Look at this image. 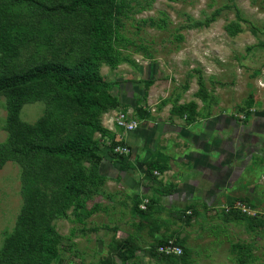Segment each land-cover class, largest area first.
<instances>
[{
  "label": "trees",
  "instance_id": "obj_1",
  "mask_svg": "<svg viewBox=\"0 0 264 264\" xmlns=\"http://www.w3.org/2000/svg\"><path fill=\"white\" fill-rule=\"evenodd\" d=\"M154 1L148 0L146 4L139 1L132 6L126 0H0V97L5 98L7 109V139L0 144V169L9 162L19 165L23 198L14 229L5 233L0 264H63L62 236L53 222L67 217L72 207L77 217H81L83 210L90 216L100 209L98 203L89 209L88 202L107 179L101 173L105 158H110L114 167L119 164L120 173L134 167L132 147L122 134L105 127L102 118L128 105L123 104V98L113 88L129 82L145 83L143 88L147 90L139 97L141 101L135 99L131 117L141 122L151 120L144 104L155 79L133 80L126 76L121 81V77L104 76L102 68L115 71L123 63H130L142 72L143 67L133 60L129 47L122 45L127 38L120 30L130 12L140 14ZM221 11L217 9L205 20L189 18L190 23L178 27L177 32L207 27ZM237 11V20L225 26L231 37L240 33V22H247L238 8ZM147 23L164 28L168 19L157 22L153 18L139 19L135 25L137 32ZM176 37L182 40L181 35ZM133 43L136 47L134 39ZM158 67L155 64L152 69ZM199 88L197 95L208 101V90L201 81ZM250 100L248 108L242 109L247 115L254 103L253 97ZM37 102L45 104L44 114L35 123L24 121L21 118L24 106ZM128 110L122 109L125 113ZM196 111L197 104L190 102L171 113L186 116L187 122H192ZM118 146H127L129 154L116 152ZM167 169L166 163L153 157L146 163V177L158 182L154 172L164 173ZM173 189L172 185L168 189L159 186L155 191L168 195ZM153 201H149L146 209H141L138 201L133 207L134 215L139 214L152 225L157 224L150 220L155 212ZM238 201L245 202L242 198L235 199L224 208L225 220H246L252 231L263 232L264 218L248 216L236 207ZM250 205L248 208H252ZM170 239L181 247L182 254L159 251ZM140 248L132 235L115 238L108 256L98 264H137ZM234 248L238 264H250L253 246L238 244ZM144 251L158 264H194L191 249L179 237L164 238Z\"/></svg>",
  "mask_w": 264,
  "mask_h": 264
},
{
  "label": "rangeland",
  "instance_id": "obj_2",
  "mask_svg": "<svg viewBox=\"0 0 264 264\" xmlns=\"http://www.w3.org/2000/svg\"><path fill=\"white\" fill-rule=\"evenodd\" d=\"M126 1L132 6L139 1L142 4L148 2V0ZM225 6L232 7L227 9ZM220 8L222 9L220 15L209 26L199 29L185 28L177 32L178 27L190 23L189 18L205 20ZM237 8L242 12V16L247 22H240V33L231 37L225 26L237 20ZM149 18L155 19L156 22L166 18L168 23L164 28L154 27L151 23H147L140 32H137L136 22L139 19L147 20ZM253 28L256 30H252ZM120 31L127 38L122 42V45L129 47L133 60L143 67L142 72L140 73L130 63H123L115 71L104 66L102 74L108 75L112 79L121 77L120 80L126 76L133 80L154 77L155 83L150 86L147 102L144 104L151 113L152 119L143 120L141 125L147 129L151 128L148 132L157 133L155 138L159 141L162 133L156 129L162 127L160 130H163V126L173 127L171 123L177 127L189 124V134L204 136L209 131V127H204L205 124L222 122L220 130L216 133L218 136L213 138L207 134L213 144L211 145L212 150L208 151L209 147L204 146H201V149L204 152L212 153L216 157L214 163H218L222 159L219 158L220 155H224L223 161H229L225 154L227 148L225 144L236 145L234 148L242 153L237 156V160L233 161L231 173L235 172L240 176L245 173L244 182L249 186L248 190L253 192L238 196V198L247 200L245 202L238 201L236 206L241 205L242 212L248 216L264 218V172L263 175L257 177V174H261L262 170L259 168V163L253 161L251 150H249L253 147L254 141H258L259 145H261L260 142L262 144L264 142V0H155L149 9L140 14H134V11L130 12L129 18H125L124 27ZM178 34L182 36V40H178L176 37ZM128 39L132 40V43H129ZM133 39L137 44L136 47H134ZM145 47L148 48L149 53L144 52ZM155 64H158L159 67L152 69ZM199 76H201L200 79ZM200 81L208 90L211 98L208 101L202 100L197 95ZM145 85V83L127 82L113 88V92L118 93L124 99L123 103L127 101L128 104L122 105L118 110L132 108L135 99L141 101L139 97L147 92L143 88ZM251 97H253L254 103L249 109L250 115H247L242 109L245 106L246 109L248 108L247 104L248 101H251ZM190 102L197 104V113L192 122H187L186 116L181 118L171 113L174 108ZM45 108L43 102L26 104L22 110L21 118L28 123H35L44 114ZM110 115L108 118L110 121L105 123V126L109 128L112 127L116 117L112 111ZM226 122H230V131L224 129L227 128ZM6 123V100L4 97H0V144L7 139ZM112 128L116 129L114 132L122 134V136L127 134L123 129L120 131L121 128L116 125ZM252 130L255 132L254 134H257L256 137L250 135V133L253 134ZM185 132L187 133V131ZM239 132L242 135L235 136ZM165 136H168L165 142L171 150L174 145H177L174 148L178 152L186 151L185 154H189L188 147L183 146L185 142L183 139L181 140V137L177 140L175 134H165ZM96 137L100 139L99 134ZM188 144L191 146L192 140H189ZM103 146H107V143H103ZM197 152L199 151L197 150ZM254 153L264 156V151L260 146L254 148ZM175 155L173 154V157H176ZM162 159L165 160L164 157ZM178 164L180 165V163ZM222 165H225L224 162ZM118 166L114 167L110 158H105L102 163L101 173L107 179L100 192L94 194L93 199L88 202L89 209L97 203L100 204V209L97 212L87 216V211L83 210L81 217H77L72 207L67 211V217L53 222L56 230L62 236L61 257L64 260L63 264H98L100 260L108 256L113 240L115 238L124 239L126 232H130L132 236L136 233V238L139 239L138 244L141 250L138 251L141 252H137V264H158L148 257V254L145 255L144 249L149 247L146 241L148 239H140V233L135 232L133 228L131 221H133L134 215L132 207L134 205V190L127 181L117 179ZM197 166L194 164L193 167L197 168ZM248 169L253 170L252 176L246 173ZM171 171L168 170L165 173L164 181H162L164 185L178 182L177 177L181 171H173L174 173ZM209 172L207 171V173ZM205 175L212 177L211 174ZM20 178V167L14 162H9L0 169V250L4 243L5 233L14 229L23 205ZM151 182H154V186L160 185L158 182ZM201 183H205V181ZM130 188L132 189L131 193L129 192ZM145 195L150 196L149 194ZM131 197H133L132 201ZM172 198H169L166 203L167 206H172L175 209L177 201L176 198ZM248 202L256 205L255 209L248 208ZM221 203L223 201L219 204L221 205ZM217 211L219 210H216L215 216H219ZM175 214L174 210L171 211V216L166 220V223H173L176 219ZM210 214H213V211H210ZM216 220L213 223L218 225L220 221L217 220L218 223ZM181 221L179 219L175 221L174 230L181 231ZM225 223L221 221V224L224 225L222 232L212 236L208 242L199 239L193 242L196 258L194 264H238V253L234 248L237 244L253 246L250 264H264V230L263 232L252 231L246 220H234L230 222L231 224ZM203 242L209 247L205 246ZM200 245L209 249L202 250Z\"/></svg>",
  "mask_w": 264,
  "mask_h": 264
},
{
  "label": "crops",
  "instance_id": "obj_3",
  "mask_svg": "<svg viewBox=\"0 0 264 264\" xmlns=\"http://www.w3.org/2000/svg\"><path fill=\"white\" fill-rule=\"evenodd\" d=\"M123 104H127V101ZM129 110L133 112V106ZM112 112L115 113L116 115L118 111L115 110ZM110 113L111 112L105 114L102 118L104 126L107 121H110L108 120V118L111 116ZM216 124L217 123H212L211 125L208 124L204 125V127H209L208 128L209 131L207 132V134H209V137L213 136V138H215L216 135L218 136V134L216 133L218 130H220L221 125L223 123L219 122V124L217 125ZM171 125L174 128L163 126V130H160L162 129V127L160 129L158 128L156 129L158 131H161L162 133L160 134L161 136L159 141L157 140V138H155L157 133L153 134L148 132L151 128L147 129V127L144 126L139 128L135 132H128L127 134H124L122 137L132 147L131 161L133 162L134 167L128 171L120 173V175L118 171L117 179L121 181L124 180L125 182L127 181L129 186L134 190L133 204H135L137 201L140 204H143L145 200H149V201L154 200L153 202L156 204L154 205L155 212L153 213L152 219L150 220L152 221L154 220L157 224L153 222L154 225H152L147 220H145L144 217L139 216V214H136L135 217L133 215V221H131V223L133 225L135 232L140 233L139 234L140 239L143 238L148 239L146 241L150 246L164 238L179 237L180 239H183L186 242L188 249H191L192 251L191 258H193L194 261H196L195 252L192 246L193 242H195L196 239H199L200 241L202 240L208 242L212 236L221 233L222 226H224L223 224H221V221L224 223L228 222L229 224H231L230 222L234 221V219H230L227 221L225 220V214L223 213L224 207L231 204L233 200L239 199L238 196L245 195V193L251 194L253 192H251V190H248L249 186L247 185L246 182H244L245 173H243L241 176L238 175L237 173L235 174V172L231 173L233 161L237 160V156L241 155L242 153L238 149L234 148L236 147V145L232 143L225 144V147H227L225 149V154L227 158H229V161L226 160L223 161L224 155L223 156L220 155L219 158L220 159L222 158L221 161L218 163H214L216 157H214L212 153L204 152L201 149V146H204L206 148L209 147L208 151L212 150L211 145L213 144L211 143V139L208 138L206 133L204 134V136L198 134L191 135L189 134L190 131L189 124L188 125L182 124L180 127L174 126L172 123ZM225 125L227 128L224 129L230 131L231 130L230 122H226ZM112 127H115L114 122ZM112 127L110 128L108 127V128L112 131L116 130ZM211 129L212 132H210ZM185 131H187V133ZM247 131L251 132L249 130ZM254 133L255 132H253V134L250 133V135L256 137L255 135L257 134ZM165 134L167 135L175 134L177 136L176 138L177 140H179V138L181 137V140L183 139V141L185 142L183 143V146L188 147L187 151L189 154L186 155L185 154L186 151L178 152V150L174 148L177 145H174V147L170 145L173 148L171 150V148L166 145L165 139H167L166 137L168 136H165ZM240 134L242 135V133L239 132L235 136L239 137ZM191 137H193V139H191ZM255 139L258 140L259 138H255ZM189 140L190 141L192 140L193 142V144L191 145L192 147L188 144ZM260 144L261 145H259L258 141H254L252 145L253 147L249 149L251 150V154H252L251 157L253 161L258 162L259 168L260 170H262L261 174H257V177L263 175L264 172V156H258V154L254 153V148H256L257 146H260L262 151H264V142L263 144L260 142ZM197 150L199 152H197ZM173 154L174 155L177 154L175 155L176 157H173ZM153 157H156L157 159L161 160L163 163H166L168 165V169L166 172H168V170L169 171L180 170L181 172L178 174L177 177L179 179L178 182L176 181L174 183L173 182L166 183L165 186L162 181H164L166 172L160 173L159 171H155L154 176L158 177V183L160 185L154 186V182H151L154 181V179H149L148 177H146V163ZM162 157H164L165 160H163ZM223 162L225 164L224 166L222 165ZM178 163H180V165ZM194 164L195 165L197 164L200 167L198 168L197 166V168H194L193 167ZM173 171L171 172L174 173ZM207 171L210 172L207 173ZM252 171H253L252 169H248L246 173L252 176ZM205 174H211L212 177H208V176L206 177ZM202 181H205V183H201ZM171 185L174 188L173 193L171 194L160 195L162 193H157V191H155L156 187L161 186L162 189H168V187ZM257 185L259 186V184ZM131 188L129 189L130 193L132 192ZM145 194H149L150 196L148 197ZM169 198L170 199L176 198L177 206L175 209H173L172 206L171 207L167 206L166 202L168 201ZM132 200L133 197H131V201ZM246 200L247 199H245V201ZM221 201H223V203H221L220 205L219 203ZM250 203H251L250 206L255 209L256 205L252 204V202ZM132 207H134V205ZM173 210L176 213L175 214L176 219H174L173 223H166L167 222L166 220L170 218L171 211ZM216 210H219L217 211L219 212V216H215L214 213L216 212ZM210 211L211 212L213 211V214H210ZM180 216L182 219L180 218ZM177 219L182 220L180 222L181 231H176L173 229V226ZM216 219L220 221V223ZM214 220H216L219 224L218 225L214 224L213 223ZM142 223L144 225H142ZM139 226L141 227V230L138 229ZM135 234L134 237L136 238L137 234L136 235ZM129 236H131L130 232H126L125 238ZM138 240L136 238L137 243H139ZM203 244L209 247L204 242ZM200 247L202 250L205 251L209 249L201 245ZM137 252H141V251H137ZM251 254L252 253H250V256Z\"/></svg>",
  "mask_w": 264,
  "mask_h": 264
},
{
  "label": "built area",
  "instance_id": "obj_4",
  "mask_svg": "<svg viewBox=\"0 0 264 264\" xmlns=\"http://www.w3.org/2000/svg\"><path fill=\"white\" fill-rule=\"evenodd\" d=\"M115 119H114V124H116L118 127L122 128L125 132H134L136 131L140 125H141V121L132 118L130 112H123V111H119L116 113L115 115ZM116 152L120 153V154H129L130 149L127 146H118L115 149ZM147 203V202H146ZM236 207L241 208V205H237ZM142 209H146V205H142L141 206ZM243 211H245V209L243 208ZM175 240L174 239H170L168 241V244L166 246H161L159 248L160 252H165L167 254H177L180 255L182 254V249L181 247L177 246L175 244Z\"/></svg>",
  "mask_w": 264,
  "mask_h": 264
},
{
  "label": "clouds",
  "instance_id": "obj_5",
  "mask_svg": "<svg viewBox=\"0 0 264 264\" xmlns=\"http://www.w3.org/2000/svg\"><path fill=\"white\" fill-rule=\"evenodd\" d=\"M119 111H122V109H121V110H118V112H119ZM128 112H130L131 115L133 114V112L130 111V110H128ZM141 126H142V125H140L139 128H141ZM139 128H138V129H139ZM138 129H137V130H138ZM137 130H136V131H137ZM134 132H135V131H134ZM146 202H147V203H146ZM148 203H149V200H145L144 203L140 205V208H141L142 205H147ZM141 209H142V208H141Z\"/></svg>",
  "mask_w": 264,
  "mask_h": 264
},
{
  "label": "flooded vegetation",
  "instance_id": "obj_6",
  "mask_svg": "<svg viewBox=\"0 0 264 264\" xmlns=\"http://www.w3.org/2000/svg\"><path fill=\"white\" fill-rule=\"evenodd\" d=\"M141 84V83H140Z\"/></svg>",
  "mask_w": 264,
  "mask_h": 264
}]
</instances>
